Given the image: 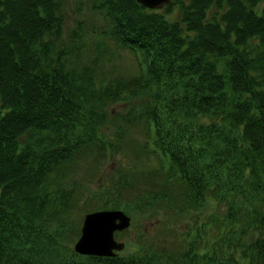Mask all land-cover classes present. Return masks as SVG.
Returning <instances> with one entry per match:
<instances>
[{
    "label": "trees",
    "instance_id": "16d2710c",
    "mask_svg": "<svg viewBox=\"0 0 264 264\" xmlns=\"http://www.w3.org/2000/svg\"><path fill=\"white\" fill-rule=\"evenodd\" d=\"M62 1L0 0V264H264V4L255 5L264 0H169L161 11L91 0L148 76L141 88L154 105L144 147L176 185V214L191 210L174 258L66 251L56 233H65L75 198L62 183L64 167L85 143L109 153L102 140L86 138L89 117L123 96L69 62V43L82 35L79 24L64 31ZM175 3L179 16L169 21ZM151 190L133 205L155 201ZM207 200L213 209L224 203L216 223L209 208L201 211ZM206 224L214 235L198 243Z\"/></svg>",
    "mask_w": 264,
    "mask_h": 264
},
{
    "label": "rangeland",
    "instance_id": "374dc122",
    "mask_svg": "<svg viewBox=\"0 0 264 264\" xmlns=\"http://www.w3.org/2000/svg\"><path fill=\"white\" fill-rule=\"evenodd\" d=\"M242 1L249 5L251 0ZM91 4V0L62 1L64 31L68 32L79 24L82 35L81 43L72 44L77 47L69 43L72 49L69 62L73 60L77 67L83 66L91 72L93 85L110 83L111 86H117L123 96L113 102L98 105L93 114L95 117H89L91 122L95 121L94 130L86 138L94 136L102 140L104 145H108L109 153L103 158L104 148L85 143L77 160H70L64 167L65 178L62 183L67 190L71 189L75 198L70 196L71 206L65 220L66 234L62 228L56 233H61L59 238L66 251L70 248L75 251L72 244L79 234L84 211L95 208L120 209L128 215L129 222L113 231L114 237L122 241V247L114 249V253L110 255L124 256L129 252L149 250L159 253L161 257L162 252H166L170 258H174L182 246L181 235L190 225L187 214L191 210L188 208L181 214H176V185L171 181L165 182L160 161L144 147L147 122L152 112L150 107L154 105V99L151 96L147 98V93L141 88L142 84L148 82V76L142 71L143 66L142 69L139 67L132 47L122 38L119 39L117 31L107 28L101 12L98 8L91 7ZM262 4L263 1L255 2L257 11ZM214 6L215 1L205 10L206 15L208 11L210 15ZM178 16L176 3L164 14L169 21L177 20ZM249 47L253 49L254 45L249 43ZM138 50L142 56L143 50ZM216 67L218 71H222L223 59H218ZM204 119L203 116L199 117V120ZM150 188L155 201L148 197L142 207L134 206L136 194L140 193L142 196ZM204 194L211 197L209 191ZM152 203L153 206L150 205ZM223 205L224 203H220L213 209L210 200H207L201 211L209 208L216 223L222 216ZM185 211L188 212L184 213ZM200 231L198 243L204 242V239L210 241L214 235L211 224L204 225ZM49 264L65 263L56 261Z\"/></svg>",
    "mask_w": 264,
    "mask_h": 264
},
{
    "label": "water",
    "instance_id": "95a60500",
    "mask_svg": "<svg viewBox=\"0 0 264 264\" xmlns=\"http://www.w3.org/2000/svg\"><path fill=\"white\" fill-rule=\"evenodd\" d=\"M145 6L162 7L169 0H136ZM129 217L120 209L96 208L83 212L79 234L72 247L80 253L110 255L122 247V241L114 237L113 231L121 229Z\"/></svg>",
    "mask_w": 264,
    "mask_h": 264
}]
</instances>
